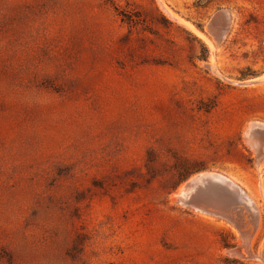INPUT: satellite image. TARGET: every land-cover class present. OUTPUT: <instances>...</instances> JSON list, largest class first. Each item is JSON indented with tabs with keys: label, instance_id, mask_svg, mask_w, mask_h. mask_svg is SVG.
<instances>
[{
	"label": "rangeland",
	"instance_id": "374dc122",
	"mask_svg": "<svg viewBox=\"0 0 264 264\" xmlns=\"http://www.w3.org/2000/svg\"><path fill=\"white\" fill-rule=\"evenodd\" d=\"M250 122L264 0H0V264H264ZM203 172L254 226L172 197Z\"/></svg>",
	"mask_w": 264,
	"mask_h": 264
},
{
	"label": "water",
	"instance_id": "95a60500",
	"mask_svg": "<svg viewBox=\"0 0 264 264\" xmlns=\"http://www.w3.org/2000/svg\"><path fill=\"white\" fill-rule=\"evenodd\" d=\"M218 16V13L215 14L210 21L215 20ZM194 187L195 190L192 191L194 193L189 197V201L212 211H218L219 214L231 221L236 227L241 225L237 219L239 215L254 219L252 209L246 201V196L231 189L227 182H219L210 177H205L200 180L195 179ZM236 214L239 215L236 216Z\"/></svg>",
	"mask_w": 264,
	"mask_h": 264
},
{
	"label": "bare ground",
	"instance_id": "6f19581e",
	"mask_svg": "<svg viewBox=\"0 0 264 264\" xmlns=\"http://www.w3.org/2000/svg\"><path fill=\"white\" fill-rule=\"evenodd\" d=\"M160 3V2H159ZM165 11L168 12V10H166L165 8ZM164 12V11H163ZM170 13V12H168ZM224 16L226 17V19H228V21L230 22V19H231V16H230V13H228L227 11H224ZM175 19L177 16H174ZM180 21V20H179ZM181 23V22H180ZM185 23H183L184 25ZM186 25H189L188 23H186ZM192 26V25H191ZM189 26V27H191ZM192 28V27H191ZM228 28L226 27L225 28V32ZM212 64V63H211ZM211 68L213 71L214 68L213 66L211 65ZM259 78H254V79H251L249 80V82H254V81H258ZM252 127V128H251ZM255 129L256 132L258 133H262L264 132V124L262 123H259V122H250L248 123V125L244 128V132H243V135H244V138H245V141L250 143L251 142V138H250V134H249V131L250 129ZM264 135V134H263ZM253 143V142H252ZM251 144V143H250ZM250 146V145H249ZM253 152V151H252ZM263 152V151H261ZM260 154V153H259ZM264 154V153H263ZM262 159V158H261ZM258 162V161H257ZM261 166V165H260ZM205 177H210L211 179L215 180V181H219V182H222V181H225L228 183V185L231 187V189H233L234 191L236 192H239L240 194H243V196L245 195L246 198H247V202L249 203L251 209L253 210L254 213L257 212V209H256V205L254 204V202L251 200V198L248 197V195L246 193H244V191L242 189H240V187H238L234 182H232L231 180L229 179H226L224 178L222 175L220 174H217V173H209V172H203V173H200V174H196L194 176H192L188 181H186L185 183H183L178 189L177 191L172 195L173 198H175L176 200H178L179 202H181L182 204H188V205H191V201H189V197L194 193L192 191L195 190V187H194V182H195V179L197 180H200V179H204ZM203 182V181H201ZM215 213H218L217 211H214ZM252 212V213H253ZM238 214H236L237 216ZM254 215V214H253ZM246 217V216H245ZM247 218V221L252 225L254 226L255 224V217L254 219L252 217H246ZM237 219H238V216H237ZM249 223H246V227L247 229H249L251 231V225ZM243 225V224H241ZM259 227V226H258ZM248 232V233H245L243 235H245V240L247 242L250 241V236H251V232ZM254 238V236H253ZM261 255V252H259L258 254L255 255L256 258H260L259 256Z\"/></svg>",
	"mask_w": 264,
	"mask_h": 264
}]
</instances>
